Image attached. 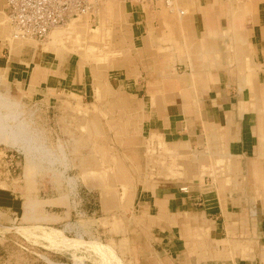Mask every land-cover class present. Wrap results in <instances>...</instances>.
Returning <instances> with one entry per match:
<instances>
[{"label": "crops", "instance_id": "0c3cea01", "mask_svg": "<svg viewBox=\"0 0 264 264\" xmlns=\"http://www.w3.org/2000/svg\"><path fill=\"white\" fill-rule=\"evenodd\" d=\"M252 1L248 19L234 22L215 2L200 4L193 13L189 9L181 21L158 13L151 22L136 4L120 7L123 18L119 12L113 16L116 35L121 36L116 23L123 20L132 38L123 45L117 39L115 45L108 42L113 50L125 49L113 58L112 90L146 98L145 127L149 137L161 140L171 162L163 167L169 180L142 182L125 196L136 203L137 221L128 232L135 244L141 242L139 264H264V0ZM4 16L0 0V84L23 86L28 95L48 99L65 92L85 94V70L77 65H54L53 58L33 46L12 53ZM182 30L196 51L178 44ZM235 30L244 46H235ZM160 40L174 46H162ZM149 137L138 140L143 150L137 166L146 159ZM121 168L116 172L120 177L126 174ZM180 183L188 194L180 192ZM112 200L106 203L99 196L98 211L102 205L111 208ZM48 201L56 203L55 198ZM34 202L23 200L14 187H0V217L21 220ZM47 207L51 223L60 222L64 212L54 209L65 207ZM199 231L211 245L191 240ZM204 244L202 260L198 248ZM116 259L106 258L104 264H120Z\"/></svg>", "mask_w": 264, "mask_h": 264}, {"label": "rangeland", "instance_id": "374dc122", "mask_svg": "<svg viewBox=\"0 0 264 264\" xmlns=\"http://www.w3.org/2000/svg\"><path fill=\"white\" fill-rule=\"evenodd\" d=\"M199 1L176 0V9L185 11L180 19L178 10L169 12L162 3L155 8L141 7L154 23L158 13L175 15L181 21L190 10L193 13L200 4L205 7L210 2L218 3L224 17L232 22L247 20L252 13V0ZM98 5L99 12L92 20L72 23L43 41L12 40L7 17L2 21L9 31L6 39L12 53L33 46L53 58L54 65L71 62L85 70L86 90L85 94L72 90L81 97L65 92L48 99L28 95L23 86L0 84V187H14L23 200H35L21 220L0 217V264H104L106 258L116 257L120 264H139L137 245L141 242L135 244L128 232L132 221H137L136 203L131 202V195L125 196L130 190L133 195L142 182L169 180L163 167L171 162L161 140L154 134L149 137L145 127L146 98L112 90L116 76L113 58L122 56L125 49L113 50L108 42L112 39L115 45L117 39L123 45L132 38L126 21L116 23L121 26L116 27L121 36L112 24L114 14L119 12L123 18L120 7L125 4L100 0ZM181 34L178 44L196 51V44L191 41L190 45L186 38L189 33L182 30ZM232 34L235 46H244L240 32ZM162 42V46H174L173 42ZM144 137L149 139L141 167L136 165L143 150L138 140ZM120 168L126 172L122 177L116 173ZM99 196L105 197L106 203L112 197L111 208L102 205L98 211ZM52 198L56 203L48 201ZM50 204L65 207L54 209L64 212L58 223L52 224L48 217ZM136 224L141 227L143 223ZM191 240L211 245L200 231L193 233ZM199 248L202 252L208 246ZM199 254L202 260L206 258L204 251Z\"/></svg>", "mask_w": 264, "mask_h": 264}, {"label": "built area", "instance_id": "2783aa9c", "mask_svg": "<svg viewBox=\"0 0 264 264\" xmlns=\"http://www.w3.org/2000/svg\"><path fill=\"white\" fill-rule=\"evenodd\" d=\"M117 1L152 8L158 3H162L166 8L174 6L173 0ZM4 2L5 16L12 28V35L43 41L53 29L62 27L73 19L86 15L95 18L98 0H4ZM180 192L187 194V187L180 188Z\"/></svg>", "mask_w": 264, "mask_h": 264}, {"label": "bare ground", "instance_id": "6f19581e", "mask_svg": "<svg viewBox=\"0 0 264 264\" xmlns=\"http://www.w3.org/2000/svg\"><path fill=\"white\" fill-rule=\"evenodd\" d=\"M99 1L100 0H98V2H97V6H96V11H95V14L97 15L98 14V12H99V5H98V3H99ZM112 1V0H111ZM114 1H116V0H114ZM118 2H120V1H118ZM173 3H174V6H172V7H168V8H166L165 10H168L169 12H172L173 10H175L177 7V3H176V0H173ZM172 5V4H171ZM176 10H178L177 11V13H178V15H179V17L180 16H184V14H185V11H183V10H180V9H176ZM85 20H92V18H90L88 15H86V16H83V17H79V18H77V19H73V20H71V21H69V22H67V24L66 25H64V26H62V27H58V28H55V29H53L48 35H47V37H46V39L47 38H49V36L53 33V32H55V31H57V30H62V28H65V27H69L72 23H76V22H82V21H85ZM67 27V28H68ZM11 33H12V28H11ZM13 36V35H12ZM31 39V38H30ZM12 40H27L26 38H19V37H13V39ZM29 40V39H28ZM61 41V40H60ZM80 241V240H79ZM99 246V245H98Z\"/></svg>", "mask_w": 264, "mask_h": 264}]
</instances>
